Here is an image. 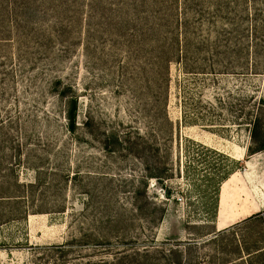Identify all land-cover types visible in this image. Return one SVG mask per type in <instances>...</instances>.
Here are the masks:
<instances>
[{
  "label": "rangeland",
  "instance_id": "rangeland-1",
  "mask_svg": "<svg viewBox=\"0 0 264 264\" xmlns=\"http://www.w3.org/2000/svg\"><path fill=\"white\" fill-rule=\"evenodd\" d=\"M225 1L0 0V264H227L264 248V152L248 154L237 114L264 77L215 49Z\"/></svg>",
  "mask_w": 264,
  "mask_h": 264
},
{
  "label": "trees",
  "instance_id": "trees-1",
  "mask_svg": "<svg viewBox=\"0 0 264 264\" xmlns=\"http://www.w3.org/2000/svg\"><path fill=\"white\" fill-rule=\"evenodd\" d=\"M219 3L222 2H217V12L220 16L225 17L224 20L230 26V30L226 32L221 41L219 40L216 43L218 46L215 49L220 50L219 46L224 44V48L231 51L237 57V64L241 68L240 71L247 72L246 76L264 77V0H226L223 8ZM243 54H247L245 63H243L244 59H241ZM210 71L213 72L211 69ZM70 100L64 112L63 120L66 125V131L73 133L77 127L75 122L77 99L74 97ZM198 105H202L200 109H205L212 116L221 112V108H223L220 102L217 104L218 106L212 103L203 104L201 102ZM230 108L232 109V107ZM237 112L238 116L243 117L247 122L245 124L249 128L251 145L248 148V154L253 155L264 152V117L262 114L264 113V100L260 99L254 110L241 108ZM151 134L149 133V153L155 151V156L153 155L149 159L151 162H154L153 158L158 155V151L157 149L152 150ZM137 138L142 140L139 135ZM116 139L118 138L116 137ZM127 143H130L129 139H127ZM150 161L149 179H154L157 182L168 180L170 175H167L165 164L155 163L153 165ZM165 195L169 196L166 190ZM259 215H254L246 220L251 221ZM218 233H221V231ZM243 253L244 256H240L238 259L227 264H237L239 262L240 264H264V248L249 252L243 251Z\"/></svg>",
  "mask_w": 264,
  "mask_h": 264
},
{
  "label": "crops",
  "instance_id": "crops-1",
  "mask_svg": "<svg viewBox=\"0 0 264 264\" xmlns=\"http://www.w3.org/2000/svg\"><path fill=\"white\" fill-rule=\"evenodd\" d=\"M250 215H251V214H250ZM250 215H248V216H250ZM250 217H251V216H250ZM235 220H238V218H236V219H232L231 222H233V221H235ZM231 222H230V223H229V222L226 223V225H225L223 228H226L227 226H230V225L232 224ZM218 230H219V229H217V231H218Z\"/></svg>",
  "mask_w": 264,
  "mask_h": 264
}]
</instances>
